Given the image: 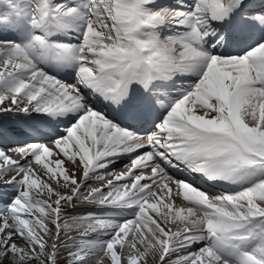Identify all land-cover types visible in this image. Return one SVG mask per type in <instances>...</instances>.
<instances>
[{
	"label": "snow or ice",
	"instance_id": "6c2138e0",
	"mask_svg": "<svg viewBox=\"0 0 264 264\" xmlns=\"http://www.w3.org/2000/svg\"><path fill=\"white\" fill-rule=\"evenodd\" d=\"M0 189V264H264V0H0Z\"/></svg>",
	"mask_w": 264,
	"mask_h": 264
},
{
	"label": "bare ground",
	"instance_id": "6f19581e",
	"mask_svg": "<svg viewBox=\"0 0 264 264\" xmlns=\"http://www.w3.org/2000/svg\"><path fill=\"white\" fill-rule=\"evenodd\" d=\"M99 106V105H98ZM5 123H8L10 121V117H4L3 118ZM27 133L21 131L20 133H18L17 137H10V139H19L21 142L24 141L25 139H27ZM127 162L125 161V164ZM125 164H117L115 170L116 171H124L125 170ZM111 178V176L109 177ZM0 191H11V189H0Z\"/></svg>",
	"mask_w": 264,
	"mask_h": 264
}]
</instances>
